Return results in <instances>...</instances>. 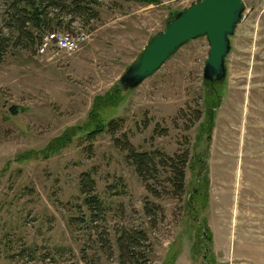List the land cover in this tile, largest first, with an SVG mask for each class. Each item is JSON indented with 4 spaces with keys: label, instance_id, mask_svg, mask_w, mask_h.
Listing matches in <instances>:
<instances>
[{
    "label": "rangeland",
    "instance_id": "obj_1",
    "mask_svg": "<svg viewBox=\"0 0 264 264\" xmlns=\"http://www.w3.org/2000/svg\"><path fill=\"white\" fill-rule=\"evenodd\" d=\"M12 1L0 0V40L10 41L0 64V264H120L123 230L147 234L148 264H264V0H243L223 81L204 79L211 47L200 37L128 91L127 69L202 0H88L95 18L50 9L51 29L38 33L84 35L72 56L14 46ZM118 139L187 157L183 196H150ZM85 173L106 210L92 224Z\"/></svg>",
    "mask_w": 264,
    "mask_h": 264
},
{
    "label": "trees",
    "instance_id": "obj_2",
    "mask_svg": "<svg viewBox=\"0 0 264 264\" xmlns=\"http://www.w3.org/2000/svg\"><path fill=\"white\" fill-rule=\"evenodd\" d=\"M88 0H13L10 8V25L15 28L16 41L14 46L20 43L26 48L27 43L31 41L33 44L38 43V47L44 35L38 32H46L51 29L49 19L50 9L67 10L71 15L85 16L86 13L92 14L95 18L96 14L91 8L92 2ZM37 30L36 34L31 30ZM49 33V32H48ZM42 35V36H41ZM10 41L8 39L0 40V64L3 62L7 54ZM13 115L17 114L16 108H12ZM119 125L115 121L106 124L107 133L114 134L118 130ZM97 134L92 132L88 139L90 142L95 141ZM117 147L121 148L126 155L127 162L135 168V171L145 185L146 191L150 196L156 199L165 196H172L180 199L185 191V169L188 163L187 157H169L159 151L152 153L139 152L127 140L118 139ZM168 171V176L163 178V172ZM120 182L111 186L112 189H122L125 184L122 179ZM163 184V190H159L157 185ZM80 192L84 197V206L87 208V219L83 221L88 224L95 222L96 218L105 219L106 210L104 201L98 196L97 183L90 173H85L80 179ZM196 191L195 193H197ZM146 214L156 216L158 214L156 206H148L146 202ZM74 223V221H73ZM74 225V224H72ZM106 252L113 255L112 246L108 240H103ZM108 241V245L106 242ZM116 244L119 250L120 264H148L150 262V254L147 234L142 230H123L118 232Z\"/></svg>",
    "mask_w": 264,
    "mask_h": 264
},
{
    "label": "water",
    "instance_id": "obj_3",
    "mask_svg": "<svg viewBox=\"0 0 264 264\" xmlns=\"http://www.w3.org/2000/svg\"><path fill=\"white\" fill-rule=\"evenodd\" d=\"M243 0H202L173 17L166 30L154 37L136 63L121 78L123 88L133 90L152 77L183 46L206 37L211 50L204 69V79L214 85L226 77V59L230 38L243 22Z\"/></svg>",
    "mask_w": 264,
    "mask_h": 264
},
{
    "label": "built area",
    "instance_id": "obj_4",
    "mask_svg": "<svg viewBox=\"0 0 264 264\" xmlns=\"http://www.w3.org/2000/svg\"><path fill=\"white\" fill-rule=\"evenodd\" d=\"M86 40L84 35H70L60 32H49L43 36L42 41L38 48L40 55H52L56 56L60 53H64L68 56L76 54L80 49L84 41Z\"/></svg>",
    "mask_w": 264,
    "mask_h": 264
}]
</instances>
